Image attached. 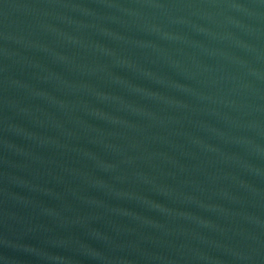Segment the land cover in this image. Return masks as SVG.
Here are the masks:
<instances>
[{
  "label": "water",
  "instance_id": "1",
  "mask_svg": "<svg viewBox=\"0 0 264 264\" xmlns=\"http://www.w3.org/2000/svg\"><path fill=\"white\" fill-rule=\"evenodd\" d=\"M0 264H264V0H0Z\"/></svg>",
  "mask_w": 264,
  "mask_h": 264
}]
</instances>
